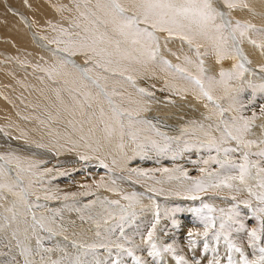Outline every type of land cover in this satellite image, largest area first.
I'll return each instance as SVG.
<instances>
[{
  "label": "rangeland",
  "instance_id": "rangeland-1",
  "mask_svg": "<svg viewBox=\"0 0 264 264\" xmlns=\"http://www.w3.org/2000/svg\"><path fill=\"white\" fill-rule=\"evenodd\" d=\"M219 1L217 0L214 6L216 4L219 5L215 8L218 12H223L224 15L217 23L226 24L227 31L229 30L231 33L232 29H230V23H228L230 22L228 21L229 16L227 15V13L230 14L229 10H224V6L220 8L223 3ZM5 6L8 7L7 5ZM236 9L240 11L242 8H235L233 9L234 12ZM244 9L246 10V8ZM130 13L128 15H132V12ZM235 18L241 21L242 25V19H250L243 16L239 18L236 16ZM140 26L144 27V25ZM263 27L264 24L262 25ZM254 29L258 30L254 31ZM254 29L250 28L252 32H256L252 40L259 39L258 41L262 44V41L264 42V35H257V33H262L259 32L261 28L257 26ZM28 31L30 32L31 29ZM163 33L165 34V32ZM29 34L32 35L31 33ZM153 35L156 36L157 33H153ZM164 36H166L165 40L174 39V37H169L167 33ZM176 38L179 39L178 37ZM157 45L155 48L156 59L152 60V62L136 63L130 57V61H124L126 65L130 64V67L123 65L125 68H131L132 75L136 76L132 81L134 83L127 80L131 86L136 88L134 84L137 85L139 82L147 92L139 94V88H136L139 98H142L144 103L152 100L154 107L150 104L146 108V104L142 103L143 105L137 106V109H128L126 104L129 102V99L124 97L126 94L124 96L120 95L123 97L122 99L118 94L112 95L110 93L111 95L109 96L112 98L113 103L112 105L107 103V97L104 94L107 93L110 85L104 84V82L109 83L108 78L104 79V77L108 73V70L105 71L106 64H104V60L100 57H91L90 55L87 58L80 59L82 60L80 61L81 63L75 66L76 68L79 67L78 70L85 82L90 84L91 87L94 84L96 88L93 87V89L99 92L95 94L101 102L104 100L107 103L110 112L111 107L115 105L125 113L122 117L124 123L123 136L119 133L120 131H113L108 140L103 137V148L93 151L91 149L88 150L93 154L81 148H74L71 144H62L63 140L56 138V135L53 140H51L52 137L50 135L43 134L41 136V140L50 141L51 145H56V147L51 145L40 146V144H33V142L21 146L22 141L14 136L8 137L2 135L3 132L0 131L1 157L4 158L11 155L38 156L39 160H42L39 164L40 170H46L45 172L43 171V175L52 176L51 180H47L48 184L44 185L41 189L38 188V196L34 194V196L30 195L31 197H28L29 195L27 196L25 189H21V195L24 203H26L25 208L29 213L26 215L21 214L22 218L20 220H17L15 217V221H20L19 223L27 225L22 233H18L17 228L10 225L12 222L11 218L13 217L12 212L7 213L8 215L0 212V264H135L134 257L145 261V264H181L178 257H183L187 264H215L217 261L219 264H228L229 255L232 257L233 264H241L239 253L235 251L229 253L223 235H221L219 242L214 239L213 234L220 231L219 225L221 220L227 225L224 234L228 235L231 241L242 248L249 260L256 259L259 256L258 250L254 252L248 246L247 232L251 231L252 228L259 227L256 219L257 214L253 210L264 207V205L259 203L255 195H250L248 189L250 188L253 193L257 194L264 192V189L258 187V181L264 179V172H261L259 175L257 174V168L264 169V156L260 155L261 152H264V129L262 122L264 121V111H262L264 109V82L260 84L250 83L242 85V87L240 85L234 86L232 85L233 82L242 80V73L240 71V74L239 72H235L234 74L232 72V78L226 81V85L224 84L226 82L217 83L218 85L216 86H225H215L210 93L221 100L219 106L221 110V122L218 131L212 125L210 117H207L208 120L206 119L203 120L204 122H201L200 120L206 117V115L198 111V106V109L190 106L191 104L188 101L192 103V100H187L189 99L186 97L187 95L179 96L180 98L176 96V92H179V90L175 88V86L179 88V85L185 82L183 81L184 73L180 74L178 72V75L175 69L176 66L179 68L185 67L184 70L188 75L201 79L204 84H207L209 78L214 79L212 73L207 74L205 70L203 73H193L192 70L190 71L183 64L184 55L181 53L179 55L177 49L173 50L167 46L168 48H165L166 53L160 54L159 44ZM231 45L234 46V49H239L237 59L245 67L246 64L243 62L239 43H236L232 37ZM52 46L55 45L52 44ZM209 47L210 50L207 52L208 58L210 60L216 59L217 56L215 50H213L214 46L210 45ZM58 48L60 47L57 46ZM122 49L130 51L129 47L124 44L122 45ZM71 52L67 51V53H64V57L68 60L77 59L75 57L77 51L73 52L74 55ZM169 54L172 55L174 60H171V56H168ZM132 55L136 56V54ZM164 61L167 64H164ZM98 62L101 66H97ZM169 65L173 67H169ZM257 68V71L252 68L250 72H253L254 74H252L255 77L261 76L260 78L263 81L264 71L261 69H264V64H258ZM130 70L128 72L125 69L122 73H130ZM133 71L135 72L134 74ZM246 71L248 72V70ZM42 73L44 74V71ZM100 75L103 76V82L100 79ZM112 81L117 82L113 79ZM186 84L191 87V82L188 79ZM122 88L125 90L124 87ZM207 88L208 86L205 87V89ZM223 89L225 91L229 89L230 91L225 92ZM89 92H93L92 94H94L95 91L89 90ZM227 95L230 96L228 97ZM17 99L20 101V98L17 97ZM91 100H93L92 104L91 101L83 99L80 102H82L83 109L87 111L88 115L93 117L94 128L97 134L101 135L102 126L94 111V108H99V106H96L97 100L94 96H92ZM165 104L176 107L172 108L169 111L170 113L159 112L157 114L158 118L160 117L164 123H167L168 129L163 128L151 133V129L144 128V125H142L146 123L143 121L144 118L141 121L140 116L142 114L147 115L149 112L154 111L153 109L156 110L159 107H164ZM23 107L26 111L25 113L18 112L15 105L11 106V110L22 125H25L26 136L30 140L36 138L35 127H43L58 122L53 120L47 113H35L36 109L31 106ZM30 108L34 110L29 111ZM138 108H142L141 111ZM129 111L132 112L131 117L127 115ZM128 120H131V123ZM244 121H250L249 130L242 134L244 143L238 144L236 140L225 136L226 128L229 131L235 132L234 125L235 127H242ZM134 125L135 127L137 126L136 129ZM182 125L186 129V131L182 132L184 135L181 134L175 137L173 130L179 127L178 129L182 131ZM188 126H190L189 129ZM67 135L72 138L69 132ZM248 143H250V147L245 146ZM225 149H236V151H229L226 154ZM35 151L38 152V155H36ZM39 153L43 156H39ZM245 154L248 156L249 165L246 184L242 185L239 180H233L231 181L233 184L231 189L211 187L212 184L220 183L225 177L238 176V168H232L231 165L243 164L245 162ZM82 157L88 158L83 159ZM0 162V167L6 170L7 176L11 177L10 180L14 182L16 179L14 178L15 174L9 170L1 159ZM17 162L20 167V159ZM104 165H107V167ZM221 165L225 167L222 168ZM10 166L15 167L13 165ZM141 173L144 175H141ZM44 179L41 180L43 181ZM197 180L204 181V187L207 188V191L199 192V199H186L187 190ZM16 182V186L21 188L22 184L20 180L16 179ZM40 190L43 191L41 192ZM102 190L108 193L112 191L113 193L103 196ZM40 193L41 195H39ZM91 194L92 196L89 197L92 199L97 197L95 201L93 200L95 203L91 198L87 197ZM51 196H55L52 202L45 199ZM99 197H102V201L98 199ZM125 197H128V199ZM58 199L64 205L66 204L67 208L66 205H63L65 209L64 207L61 208L62 210L58 208L57 205L60 203ZM131 199L136 200L131 202ZM30 201L33 203L32 206L29 204ZM245 201L249 202L250 207L245 205ZM67 203L70 204L68 205ZM130 204L131 207H129ZM203 204H208L214 209L210 215L214 218L215 227L209 230V235L206 238L208 243L207 250L204 248L206 241L203 236L193 238L188 236L189 231L202 233L204 230L200 219L202 215L209 213L207 209H204L203 213L195 211L196 209H200ZM53 208H58L54 211L55 215L52 217L56 222L54 227L52 225L41 226L40 223V226L33 224L34 212L46 210L52 213L51 209L53 210ZM157 213L159 214L158 222ZM5 217L8 218L7 221ZM22 219L24 220L22 221ZM153 225H155L154 240L161 249V254L156 257L148 255L150 248L144 243L147 233L152 231ZM241 225L244 226L243 229L240 228ZM79 227L80 229L83 228L82 230L86 232L94 228L95 237H91L90 234L87 237H82ZM14 232L16 233L15 236L13 235ZM51 232L66 234L65 236L69 241H66L64 237L53 235ZM77 236L81 238H77ZM190 239H194L195 244H191ZM72 241L73 243H71ZM77 241L80 244L76 243ZM117 244L122 245V248H117ZM90 245H95V247H89ZM165 246L174 248L175 255L163 252L162 249ZM262 246H264V239H262ZM123 249H130L133 252V256H129Z\"/></svg>",
  "mask_w": 264,
  "mask_h": 264
},
{
  "label": "bare ground",
  "instance_id": "bare-ground-1",
  "mask_svg": "<svg viewBox=\"0 0 264 264\" xmlns=\"http://www.w3.org/2000/svg\"><path fill=\"white\" fill-rule=\"evenodd\" d=\"M216 1L217 0H211V3L214 8L215 7L217 8L219 6L217 4L216 6H214V3H216ZM97 2L98 0H0V129H1L0 131L3 132L2 135L8 136V137L14 136L18 140L22 141L21 146H25L29 144V142H33V144L35 143L37 145L40 144V146H43V145L50 146L51 145L50 141L48 142L46 140H41V136H43V134L44 135L47 134V136L50 135L52 137V139L51 138L50 139L53 140L55 139L54 136L56 135V138L63 140V142H61L62 144H66V143L71 144L74 148H81L82 150L84 149L87 152H91L88 150L91 149L93 151V150H98L104 147V142L102 140L103 137H105V139L108 140L109 134L106 131V125L113 126L115 128V131L119 132L118 126L114 125V122L111 119V116H110L111 112H110L109 107L107 106L108 102L106 103L104 100H103L104 102L103 101L101 102L98 99V96L95 94L98 91L96 89H93V87L96 88L93 82H92L93 87H91L90 84H88L82 79V76H81L82 74L80 75V72L78 70L79 67L78 68L75 67L78 65V63H81L80 61L82 60L80 59L87 58L90 55L91 57L95 55L91 52L86 53L84 50L79 49V48H70L68 51L69 52L72 51L71 52L72 54L74 51H77L75 53L76 54L75 57L77 59L68 60L67 58L64 57V53H67V51L66 52L63 51L67 47V45L65 43H56L57 40L68 41V40L77 39L75 33H80L82 36L86 35V33H84V28L88 27L89 29H92L93 24L91 22L96 17H99L100 19H104L103 13L97 10L95 7ZM99 2L104 3L106 2V0H99ZM219 2L223 3V0ZM236 2L241 4V6L237 8L238 9L242 8L240 9V11L236 9L235 10L236 13L234 12L233 9L226 8L224 4H221L220 6V8L224 6V10L225 9L229 10L230 14L227 13V15L229 16L228 21H230V29H232L234 23L238 21V19L235 18L236 16L237 18H239L240 16L250 18V19H245V20H243L242 18L241 19H242L243 25H248L251 27L248 28V31L246 32L242 41L239 42L240 50L242 52L241 56L243 57V62H245L246 64L245 67L243 66L244 70L242 71V78H241L242 80L240 81L237 80V82H233L232 85L234 86L240 85V87H242V85H246L250 83L260 84L261 82L263 83L264 80L262 81V78H260L261 76L255 77L253 75L254 73L250 72L251 71L250 69L253 68L255 71H257L258 64H264V42L262 41V44H260V42L258 41L259 39L252 40V37L254 33L256 32H252L250 28L254 29L257 26H259L261 28V30L259 29V32L264 33V29H263L264 27L262 28V25L264 24V0H236ZM120 3L124 7L129 8L131 4V0H120ZM242 4H247L246 10L244 9L245 7L242 6ZM5 5H7L8 7H6ZM77 5H79V9L77 8ZM92 12L96 13V17H93L90 15V13ZM130 12L132 11L131 10L127 11L125 15L131 14ZM82 13L84 15H82ZM85 15H87L88 17L87 19H85ZM219 20H220V17L217 18V22ZM77 25H79V27H77ZM95 27L98 33H102L105 31V28L103 25L98 24ZM30 29L31 31L29 32L28 30ZM61 29L66 30L68 34L67 35L62 34ZM257 30L254 29V31H257ZM29 33H31L32 35H30ZM156 33L157 35L154 37L156 39L157 44H159V48H160L159 50L161 51L160 54L166 53L165 48L167 46L173 50L177 49L179 52V55L180 53L184 55L183 64H185L186 67L190 71L192 70L193 73L200 72L198 69V65L200 64V61H203V68L205 72L207 74L211 72L212 76L214 77L213 80H215L217 83L218 82L220 83L221 81L220 80L221 71L227 72V73L233 72V74L235 72L236 73L239 72L240 74V70L235 67V65L240 64L238 62L237 56L233 58L232 55H229L225 57L224 59L220 60L219 62H217V57L216 59L212 58L213 60H210L207 54L206 55L204 54L205 52L207 53L208 50H210L209 46L212 45L210 42H201L203 44V46L201 47H197V45L195 44L190 46L186 41L179 40L176 37H174L173 40H168V39L165 40L166 36L164 35L166 33L164 34L163 32H154V34ZM88 34L90 35L91 32ZM108 34L110 36H114V33H112L111 31V25L108 26ZM225 35H229L227 47L234 51L235 50L234 46L231 45L230 31L228 30L225 33ZM237 36L239 40V33H237ZM115 39L122 40V43L120 45L121 50H123L122 49L123 44L127 45L130 51L133 47H137V48L139 47V45L133 46L128 42H124L122 37L115 36ZM251 41H255L256 43L253 44ZM164 43H166L165 48H164ZM52 44L55 46H52ZM57 46L60 48L57 49ZM109 51H114V48L110 47ZM197 52H199L200 55H197ZM80 53L85 54V55H81ZM133 54H136V56L139 55V53H133ZM168 56L169 57L171 56L170 57L171 60H174L172 55L169 54ZM129 58L122 59L121 53H116V55L113 57V63L105 65V67L108 69V73L105 74L104 79L108 78L109 83L107 84L104 82V84L107 86L110 85V88L107 91L109 95H111L110 93H115V94H118L119 96L120 95L124 96V94H126L124 97L125 98L127 97L129 99V102L126 105L128 109L134 110L135 108L137 109V106H140L142 103H144L143 99L142 98L140 99L138 95L141 93H147V92L142 87L143 85L139 84L138 82L137 85L134 84L136 88H139V94L137 95L138 92L136 88H133L131 84L127 81L129 80L130 82H132L136 77L132 75V72L130 70L131 68L128 69L127 67L125 68L123 66V65H126L124 61L125 62H127L126 60L130 61ZM149 61L152 62V60H149ZM189 61H191V63H189ZM126 66L130 67V64ZM177 67L178 66H176L175 69ZM125 69L128 72L130 70L131 74L122 73V71ZM182 69H185V67ZM246 70H248V72ZM261 70L264 71V69H261ZM42 71H44V74L42 73ZM146 72L149 73L148 71ZM134 73L135 72L133 71V74ZM180 74H183V73H180ZM166 75L164 76L166 77ZM100 77L102 81L103 76L100 75ZM112 79L117 82H113ZM183 81H185L184 84H180L179 88L178 86L176 87L174 85L175 88L179 90V92H176L177 93L176 96L179 97L182 95L184 96L187 95L186 97L189 98L187 100H192V103L188 101L191 104L190 106L195 107V109L199 108L198 111L206 115V117H203V119L200 121L204 122L203 120H206L207 117H210L212 120V125L219 131L220 122H221L220 120L221 110H220V107H217V105L220 106L221 104L220 98L212 95L213 99L212 101H209L206 97H204L201 94L198 86H196L194 83H191V87H189L188 84H186L187 79L183 78ZM217 83L216 85H218ZM224 84L226 85L227 82ZM204 86L207 87L208 85L204 84ZM222 86L225 87L224 85H219L216 87H222ZM122 87H124L125 90H123ZM141 89L143 91H141ZM225 89L223 90L225 91ZM89 90L95 91L94 94H92L93 92H89ZM92 96H94V98L97 100L96 106H99V108L95 107L94 111L97 114L98 120L100 121L101 126H102L103 131L101 130L102 132L101 135L97 134L96 129L94 128L93 117H90L88 115L87 111L83 109L82 102H80V100L83 99L86 101H91V104H92V101H93L91 100ZM17 97L20 98V101H18ZM152 103L153 101L150 100L144 104H146L145 105L146 108L150 104L151 106L154 107ZM114 104H115V101H114ZM12 105H15L18 112L20 113L26 112L23 106H31L32 108L36 109L35 113H39V114L47 113L53 120H56V122L57 121L58 122L53 123L52 125H45L43 127H35L37 139L34 138V140H30L26 136L27 132L25 130L26 128L25 125H22V123L14 116V113L11 110ZM86 106L88 105L86 104ZM174 107L175 106L165 104L164 107H159L156 110L153 109L154 111L149 112L147 115L142 114V116H140V119L142 121L143 120L142 118H144L143 121L146 123L142 125H144V128L151 129L150 130L151 133H154L153 131H159V129H163V128L168 129L167 123H164L160 117L158 118L157 114L159 112L160 113L161 112L170 113L169 111ZM32 108H30L29 111H33L34 109ZM102 109H103V114L101 113ZM138 109H140L141 111L142 108H138ZM29 111L27 110V112ZM131 120H134V119H131ZM262 122H263V129H264V121ZM139 125L141 126L140 123ZM139 125H138V128H139ZM184 127L185 126L182 125V131L178 129L179 127L176 130H173V135H175L176 137V136H180L181 134H183L182 132L186 131ZM189 127L190 126H188V129ZM134 128L136 129L137 126L135 127L134 125ZM68 132L69 134L72 135V138L69 137V135H67ZM27 141L28 143H26ZM51 146L56 147V145H51ZM35 153L36 155H38L37 151H35ZM110 154L113 155L112 153ZM39 156H43V155L39 153ZM19 159H20V164H21L20 167L18 166V162H17ZM1 160L3 161L5 165H7L9 170L13 174H15L14 178L20 180L22 187L20 188L16 186L17 185L16 179L14 180V182L10 180L11 177L9 178L7 176L5 172L6 170L0 167V169L4 170V175L0 176V185H9L12 187V192H9L7 187L0 188V212L3 214L12 212L13 215H15L16 213L17 215V216L15 215L16 219L20 220V218H22L21 214H24V215L29 214L25 208L26 203H24V200L20 198L22 197L21 189L22 188L25 189V193L27 194V196L29 195L28 197H31L30 195L34 196V194L38 196V188L41 189L44 185L48 184L47 180L48 181L51 180L50 178L52 176H44L46 174L43 175V173L46 170H43L44 172L41 171L42 169L40 170L39 164L42 162V160H39L38 156L28 157V156L11 155V156H5ZM10 165H13L15 167H12ZM43 176L45 179L43 178ZM41 179H44V180L42 181ZM101 187H104V186H101ZM13 192L18 193L19 195H14ZM103 193L105 194V195L103 194V196H106L107 194L111 195L113 192L111 191L110 193H108L104 190ZM39 195H41V193ZM89 196H92V194L88 195L87 197ZM54 198L55 196H51L48 198L46 197L45 199L51 200L52 202ZM96 198L97 197L93 199L91 198V199L92 201L93 200L95 201ZM98 199L102 201V197H99ZM58 200L60 203H58L59 205L57 206L58 208L61 209L66 204L64 205L60 199ZM134 200L136 199H133V200L131 199V202H133ZM29 204L30 206H32L33 204L32 201H30ZM58 208H53V210L51 209L52 213H50V211L47 212L46 210L38 211L36 213L34 212L33 215L35 217V220L33 224H35L36 226H40V224L41 226L42 225L43 226L52 225L54 227V224L56 222L52 219V217L55 215L54 211L57 210ZM66 208H67V205H66ZM8 209H11L12 211H8ZM23 220L24 219H22V221ZM19 222L12 219V222L10 225L11 227L14 226L15 228H17L16 230H18V233H22V231L24 230V228L27 227V225L19 223ZM82 229H80V232H81L80 234L82 235V237H87L89 234L91 237H95L94 228L88 230L87 232ZM51 234L64 237L66 241H69V239L65 236L66 234L63 235V234L54 233V232H51ZM78 237L79 236H77V238ZM71 243H73V241ZM76 243L80 244V242L78 241Z\"/></svg>",
  "mask_w": 264,
  "mask_h": 264
},
{
  "label": "snow or ice",
  "instance_id": "snow-or-ice-1",
  "mask_svg": "<svg viewBox=\"0 0 264 264\" xmlns=\"http://www.w3.org/2000/svg\"><path fill=\"white\" fill-rule=\"evenodd\" d=\"M223 4L228 9H235L240 7L241 4L237 3L236 0H223ZM243 7H247V4H242ZM96 9L103 13L104 19H100L96 17V13H90L91 16L96 17L91 23L93 24V28L89 29L88 27L84 28V33L86 35H81L80 33H75L77 39L68 40V41H60L57 40L56 43H65L67 47L64 49L68 51L70 48H79L84 50L86 53L91 52L95 56L100 57L104 60L105 64H112L113 57L116 53H121V58H129L131 57L136 63L146 62L149 60L156 59V51L155 48L158 46L156 39L153 35L154 32H165L169 37H178L180 40L186 41L190 46L195 44L197 47L203 46L201 42H210L214 46V50L217 56V62L224 59L225 57L232 55L233 58L239 55V49L236 48L234 51L227 47L229 35H225L227 32V26L224 23H217V18H223V12H218L216 8L213 7L211 0H131V4L129 8L124 7L120 0H106V2L101 3L97 2ZM79 9V5H77ZM132 11V15H125L127 11ZM82 15H84L82 13ZM87 15H85V19H87ZM230 23V22H229ZM103 25L105 31L102 33H98L96 29V25ZM111 25V31L114 33V36H110L108 34V26ZM140 25H144V27H140ZM79 27V25H77ZM251 26L242 25L239 21L235 23L232 28V32L230 33L231 37L236 43L242 41L245 36L248 28ZM62 34L67 35L66 30L61 29ZM91 34L89 35L88 33ZM237 33H239V40H237ZM257 35H264V33H257ZM115 36L122 37L124 42H128L133 46L139 45V47H133L131 51L121 50L120 44L121 40L115 39ZM255 44V41H251ZM113 47L114 51H109V48ZM133 53H139L138 56H133ZM74 54V53H73ZM207 54L206 52L204 53ZM197 55H200L197 52ZM167 64L166 61H164ZM191 63V61H189ZM97 66H101L98 62ZM171 67V65H169ZM237 69H239L242 73L244 70L242 64L235 65ZM198 69L201 73H203V61H200L198 65ZM108 69L105 68V71ZM90 71V69H89ZM177 72L184 73V78L188 79L189 82L194 83L199 87L201 94L206 97L209 101H212L213 97L210 94L212 89L216 85V81L212 78L207 80L208 88L205 89L204 83L201 79L197 77L190 76L186 73V71L182 68L177 67ZM221 83L226 82L227 80L232 78L231 73L220 72ZM141 91H143L141 89ZM105 97H107V102L112 105V100L109 97V94L105 93ZM115 95V93H112ZM217 107H219L217 105ZM264 111V109H262ZM103 114V109L101 110ZM125 115L123 111H121L118 106L113 105L111 107V119L116 126H118L121 136H123L124 132V123L122 117ZM127 115L131 117V112H128ZM131 123V120H129ZM250 121H244L242 127H235V132L229 131L227 128L225 129V136L231 137L236 140V142L244 143L242 140V134L249 130ZM106 131L109 136L115 131V128L111 125H106ZM215 143V141H213ZM246 147H250V143L245 145ZM219 150V149H217ZM229 151H236V149H225V153ZM261 156H264V152L260 153ZM83 159H87L88 157H82ZM3 159V157H0ZM244 163L239 165H231L232 168H238L239 174L238 176H228L221 180L220 183L212 184L211 187L220 188L225 187L231 189L233 184L231 181L239 180L240 184H246V177L248 175V156L244 155ZM103 163V162H102ZM107 167V165H104ZM221 167H225L221 165ZM167 171V169H165ZM203 171V169H201ZM261 172H264V169L257 168V174L259 175ZM4 175V170L0 169V176ZM141 175H144L141 173ZM7 187L9 192H12V187L9 185H0V188ZM258 187L264 189V179L258 181ZM239 191V189H237ZM207 191V188L204 187L203 180H197L194 182L193 186L187 190L186 199L196 200L199 199V192ZM250 195H255L260 204L264 205V192L259 194L253 193L252 190L248 189ZM14 195H19L18 193H14ZM23 199V197H20ZM128 199V197H125ZM246 206L250 207L248 201L244 202ZM131 207V204L129 205ZM204 209H207L209 214H204L201 216L200 223L203 225V232H193L189 231L188 236L190 238L196 236H203L205 238L204 248L208 249L207 237L209 235V230L215 227L214 218L210 215L214 211L208 204H203L200 209H196L195 211L198 213H203ZM8 211H12L8 209ZM257 215L256 219L259 223L258 228H252L251 231L247 232L248 236V246L254 250H258L259 256L256 259L249 260L241 247L237 246L233 241L229 239L228 235H225V229L227 227L226 223L221 220L219 228L220 231L215 232L214 239L219 242L221 235L224 236L225 243L227 245L229 253L235 251L239 253L241 257V264H264V246H262V239H264V207L257 208L253 210ZM157 213V222H158ZM123 219V217H121ZM231 218V217H230ZM15 220V215L12 217ZM7 221L8 218L5 217ZM35 220V217H33ZM241 229L244 228L243 225L240 226ZM15 236L16 233L14 232ZM99 235V233H98ZM155 236V225L152 226V231L147 233V237L144 240V243L147 244L150 248L148 255L152 257L159 256L161 254V249L157 246V243L154 240ZM191 244H195L194 239H190ZM89 247H95V245H90ZM117 248H122V245L117 244ZM127 252L129 256H133V252L130 249H123ZM163 252H169L175 255V249L171 246H165L162 249ZM181 264H187L184 261L183 257H178ZM135 264H145V261L141 260L138 257H134ZM215 264H219V262H215ZM228 264H233L231 255L228 256Z\"/></svg>",
  "mask_w": 264,
  "mask_h": 264
}]
</instances>
